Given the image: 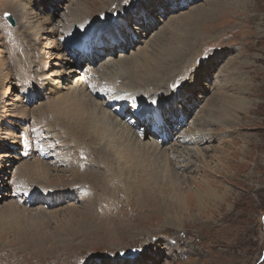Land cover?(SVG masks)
Segmentation results:
<instances>
[{
  "label": "rangeland",
  "instance_id": "1",
  "mask_svg": "<svg viewBox=\"0 0 264 264\" xmlns=\"http://www.w3.org/2000/svg\"><path fill=\"white\" fill-rule=\"evenodd\" d=\"M74 1L80 3V13L86 19L75 22L72 27L67 26L65 29L71 30L67 37L65 35L67 30L62 28L63 37L66 38L64 48L59 50L44 48V45L50 47L45 43L56 40V34L45 33L34 41L35 45L44 48L40 55L44 53L43 56H50L53 70L63 73L65 75L63 77L71 73L67 70L68 66L74 68V64H65L62 60L63 54H68L74 59L78 58L81 62L79 68L83 67L82 71L84 66H87V55L78 51L80 49L78 43L75 44V39L72 38L75 34L95 28L97 21L105 17L106 21L108 19L106 27L112 28L113 25V27L118 25L116 19H113L117 15H124L128 20L131 15H143L146 9H137V6L139 4L149 6L148 2L151 0L135 2L128 0V3L122 0L119 7L123 5L125 8L120 12L117 11L119 10L118 0ZM166 1L172 4L169 0ZM174 1V7H176L175 4H179L180 7L173 8L175 10L169 12L165 19L163 8L156 12L159 6L155 7L156 10H153L151 17L155 26L149 27L147 20L142 27L139 22H129V29L135 34L133 39L139 42L130 50L119 49L112 56L103 55L102 58L106 56L105 59L97 62L91 73L99 71L108 57L113 58L114 61L119 59L121 62L122 59L129 60L127 62L132 61L134 59L132 55L135 53L138 57V48L144 47L140 39L150 43L155 40L151 36L160 28L182 22L184 33H190V31L196 33L197 50L189 54L192 56L191 62L188 58L183 64L184 68L179 73V78L172 81V85H177L176 88L172 87V90L180 93V88L182 90L192 77L197 74L199 76L202 71L210 72L208 78L203 80L207 86L203 88L208 89V93L201 95L207 98L198 102L201 109L203 107V112L198 114L201 119L198 123H201L200 126L203 128H196V125L194 127L199 131L196 134L201 133L204 140L201 144L194 146L183 143L182 146H186V150L177 147L178 150L180 149L181 159L178 156L173 159L170 155V161L179 160L181 164V167L175 168L178 172L171 171L170 165L163 166L162 162H149L150 160L143 158V155L130 159L124 158L123 162L121 159L120 167L103 163L105 166L91 177L83 171L77 178L85 182L74 186H71L73 180L68 172L70 168L63 165H58L59 167L50 165L49 171L46 168L47 181L44 179L39 181V177H35L36 175L32 173L29 174L30 177L23 178L21 177L23 174L18 172L20 175L17 174L18 179L14 178L16 180L14 190L20 198V205L17 203L19 208L16 205H10L11 199L3 200L0 193V264H100V262L102 264L106 260L113 261L115 256L125 257L119 261V264H125L126 261L133 262L131 264L139 262L142 264H264V0ZM22 2L24 1L0 0V56H6L4 53L6 46L2 44L5 42L8 51L15 54L9 57L13 62H16V55L21 51L25 53L24 49L27 47L24 38L26 35L19 30L20 21L17 14L13 12L15 3ZM29 2L34 3L37 0ZM54 2L58 8L55 11L65 18L61 17L58 21L57 15L55 22H61L59 23L61 27L69 20L67 6L72 8L74 5H70L69 0H54ZM130 3L131 7L135 6V8L131 9ZM102 6L109 8L108 11L101 12L99 8ZM196 7L198 9H195ZM32 10L35 13L39 12L36 6ZM88 12L93 16L88 18ZM5 13L11 16L13 25L6 20ZM181 16H184L183 20L178 21ZM38 18L40 19V16ZM89 20L93 23L81 25V22L87 23ZM112 35L100 33L94 37L90 43L93 49L91 53L95 51V46L98 50L99 47L114 43L115 39H112L114 31ZM170 37L172 36L163 39L165 43L170 40ZM98 42L101 43L97 44ZM30 49L33 56L34 53L36 55L34 45H31ZM218 57L220 58L217 60ZM23 59L28 60L30 57L27 55ZM24 62L27 63V61ZM62 68H64L63 72ZM90 68L85 67L88 72ZM78 73V71L72 72L69 81L74 80V74ZM214 80L220 83L211 91L208 87H211L210 84ZM193 81L196 82L197 78ZM0 86L4 89L0 100L15 104L14 98V100L8 97L2 98L8 90L11 91L10 87L8 88L10 83L6 84L4 77L0 78ZM17 89L18 85L13 84L12 91L15 92ZM213 99L218 101L214 102ZM18 102L22 104V101ZM41 102L43 101L35 99L31 107H36ZM210 102L215 104L209 106ZM23 107L26 106L23 105ZM6 108L7 111L3 116L11 121L7 126L12 124L11 127L20 132V126L16 125L20 118L10 114V112L13 113V108L8 106ZM198 109L196 106V112ZM227 112L231 116H226L229 115ZM195 113L190 114L189 121H194ZM174 116L176 117L177 114ZM212 116H215V123H212ZM131 117L134 118L133 115ZM240 125L244 127L240 128ZM184 127L188 129L193 127V124L183 125L181 132L185 131ZM143 128L145 125L139 124L137 130L140 132ZM148 129L145 128L144 132ZM64 132L67 136L70 133L65 130ZM160 132V128H156L154 131L156 135L153 137L162 147L176 144L174 139L165 142L162 137H156L160 135ZM150 133H152L151 129ZM142 135L143 138H148V133ZM49 138L54 139L50 136ZM181 138L183 141L189 140L186 135ZM8 144L7 149L0 148V184L2 175H10L6 157L13 155L14 152L18 156L19 152V146H11L10 142ZM53 144L57 149L58 143ZM91 144L94 146L95 143ZM69 145L73 144L69 143ZM196 146L203 148L201 151L203 157L195 155ZM55 149L52 148L53 151ZM73 150L77 155L81 152L78 148ZM10 159L14 158L10 157ZM80 168L84 169L81 166ZM18 182L21 183L18 184ZM38 184L50 190L66 189L59 197V199L64 197L66 201L60 204L56 202L48 204L50 199H47V195L41 189H39L41 191L39 198L33 201V195L37 194L33 187ZM31 188L33 190H29ZM76 188L78 194L76 192L72 195L70 191ZM207 188H212L219 198L200 200L199 194L206 193ZM74 196L78 198L72 201ZM160 196L169 197L177 204L171 205L167 202L164 205L166 212L162 209L163 214L159 209L163 206L152 204L158 201ZM28 209H31L33 217H26L32 214L27 213ZM170 223L175 224L174 228L167 226ZM133 250L135 254L132 257Z\"/></svg>",
  "mask_w": 264,
  "mask_h": 264
},
{
  "label": "bare ground",
  "instance_id": "2",
  "mask_svg": "<svg viewBox=\"0 0 264 264\" xmlns=\"http://www.w3.org/2000/svg\"><path fill=\"white\" fill-rule=\"evenodd\" d=\"M22 1L24 2L18 4L15 3L13 12L17 14L20 21L19 30L26 35V37H24L27 45L26 49H24L25 53L22 51L20 53L18 52L19 54L16 55L17 60L16 62H13L9 57L15 56V54L12 52L10 53L7 44L2 42V44L6 46L7 51L5 50L4 52L6 53L5 57L4 55L0 56V78L4 77L6 79V84L10 83L8 88L10 87L11 89V91L8 90L2 98L8 97V99L11 100L15 99V104H8L6 100H0V142L5 144L2 145L1 143L0 148L4 147L7 149L9 147L8 142L11 143V146H19L18 156L14 152L13 155L15 156L9 155L6 157L8 160L6 163L9 166L10 171L8 172L10 175L7 176L4 174L1 177L0 193H2L3 200L7 201L11 199L10 205H16L17 208H19L18 205H20V198H18L14 190L16 187L14 186L16 181L14 178L18 179V172L23 174L21 176L23 178L30 177L29 174L32 173L36 175L35 177H39V181L43 179L47 181L45 172L46 168L49 171L50 165H53V167H56V165L69 167L70 170L68 172L72 175L71 180H73L71 181V186L85 182L79 181L77 178L83 171L88 177H91L94 176L96 172L99 173L97 170L105 166L103 163H110L120 167L119 162L121 159L123 162L124 158L130 159L138 157V155L139 157L143 155V158L150 160L149 162H162L163 166L166 164L167 166L170 165L171 171L178 172L175 168L176 166L181 167V164H179V160L174 162L170 161V155L173 159H176L177 156L181 159V153L179 156L180 149L178 150L177 147L186 150L187 147L182 146L183 143L192 144L194 146L201 144L202 140H204V136L200 135L201 133L196 134L199 131H197V129L195 130L194 127L195 125L196 128L202 127L200 126L201 123H198L201 120L198 114L203 112V107L201 109L198 102L207 98L205 95H201L208 93V89L203 88L207 87L203 80L208 78L210 72L202 71L199 73V76L197 74L192 77L190 82L187 83L188 86L185 84L182 90L180 88V93L172 90V81L179 78V73H181L182 68H184L183 64L188 58L189 62H191L190 59L192 56L189 54L197 50L198 38L196 37V33L193 31H190V33H184L182 31V22L170 26L164 25L165 27L160 28L151 36L152 38L154 37L155 40H150V43L149 41H145V39H140L141 42H143L144 47L138 48L137 53H139V56L137 57L134 53L132 55V58H134L132 61L127 62L129 60L123 61V59L122 62L120 59L114 61L113 58L108 57V60L101 66L99 71L96 70L94 73H91V71L97 62L105 59L104 57L106 56L102 58L103 55L112 56V54L116 53L119 49L130 50L137 42H139L134 41L133 35L135 34L133 31H130L128 25L129 22H139L140 27H142L144 21L147 20L149 27H151L154 25L151 21V17L153 16L152 12L156 6H159L160 8L157 10L155 9L156 12H159L163 8V16L165 19L168 17L169 12L180 7V5L175 4L176 7H174V0H169L173 5L166 0H148L149 6H144L142 4L137 6V9H146L143 15H131L129 16V20L125 18L124 15H117L113 19H116L115 21L118 25L116 27H113V25L112 28L106 27L108 19L106 21L105 17L104 19L97 21L95 28L87 29V31L80 34L77 33L78 35L75 34L72 38L75 39V44L78 43V48L81 49L82 47V50L87 46L86 44L89 43L91 39H94V37H97L100 33L113 36L112 32L114 31V37H112V39H115V42L109 46L99 47L98 50L95 49L97 47L95 46V51L87 56V66H84V71H82L83 67L79 68L81 62L78 58L74 59L68 54H63L62 60H64L66 65L74 64V68L68 66V72H79L78 74H74V80L69 81L72 75L71 73L69 76L63 77L65 76L63 73L61 74V72L59 73L57 70H53L51 57L43 56L44 53H42V56L40 54L43 52L44 48L46 50L49 48H56L57 50L62 47L64 48L66 38L63 37L64 32H62V28L65 29L67 26L72 27L75 25V22L77 23L86 19V17H83L82 13H80V3L69 0V4L74 5V7L71 8L67 6L69 10V20L65 23L62 22L64 24L60 27L59 23L61 24V22L58 21L63 16H60L59 12L55 11L58 8L54 0H46V2H44L45 0H42V2L37 0V2L34 3H30V0H28V2L27 0ZM121 1L122 0H118L117 3L119 9L117 11L119 12L125 8L123 5L119 7ZM131 1L135 2L136 0ZM28 3H30V5ZM34 6L38 7L39 12H33L32 8H34ZM129 7L131 9L135 8V6L131 7V3ZM99 9H101V12H107L109 8L102 6ZM195 9H198V7ZM57 15L58 21L55 22V20H57ZM88 15V18L93 16V14H89V12ZM38 16H40V19ZM79 17H81V19ZM183 18L184 16H181L178 21L183 20ZM91 21L92 20H89L87 23L81 22V25H90L93 23ZM134 28L136 29V27ZM65 30H67L65 34L67 37L70 35L71 30ZM45 33L56 34V40L46 42L45 44L50 47H45L44 45V48L41 47L42 50H40L41 48L35 45L34 41L38 40V38ZM146 34L148 33L146 32ZM118 36H120V38H118ZM169 36L172 37H170V40L165 43L163 39L168 38ZM151 37L149 39H151ZM31 41L33 43H31ZM101 42H98L97 44H100ZM31 45H34V50L38 52H36V55L34 53V56L33 53H31ZM90 46L91 45H89V47ZM80 49L78 50L79 52H81ZM27 55L30 59H23V57ZM219 58L220 57H218L217 60ZM24 61H27V63ZM59 64L60 62L58 63V67ZM85 67H91L89 69L90 72L86 71ZM63 69L64 68H62V72ZM107 70L109 71L107 72ZM218 72L220 73V69ZM195 78L199 81H193ZM219 83L220 81L217 82L214 80L210 84L211 87L208 88L212 91L217 88ZM13 84L18 85V89L15 92L12 91ZM177 91H179L178 88ZM3 93L4 89L0 86V95ZM196 93L201 97L196 95ZM35 99H40L43 102L36 107H31ZM19 100L20 103L22 101V104L26 107H23L22 104L20 105L18 102ZM215 101L216 100H214V102ZM141 103L143 105H141ZM212 104L213 102H210L209 106H212ZM5 106L13 108V113L10 112V114L20 118L16 123V125L20 126V132L13 129L11 127L12 124L11 126H7L11 121L9 118L6 119V116H3L4 112L7 111ZM196 106L197 109L199 108L197 112ZM131 108L136 109V111L131 110ZM193 113H195L194 117L196 119L194 118V121H189L188 117ZM227 113L229 115L226 116H231L229 112ZM132 114L135 115V118L130 117ZM175 114H177L176 117L174 116ZM125 115L130 116L125 118ZM214 117L212 116L211 118L212 123H215ZM147 119L152 120L154 125L158 129L160 128V135L156 137H162L165 142L174 139L176 140V144L170 145V148L162 147L157 142L156 138L153 137L156 134L151 129L152 125L150 123L145 126V128H149L147 132H139V130H137V125L141 124V120H143V124L141 125H146L145 123L148 121ZM167 122L171 124L169 125ZM187 123L193 124V127H189L188 129L184 127L185 131L181 132L180 130L182 126ZM241 125L239 127L243 128L244 126ZM150 129L154 134L150 133ZM64 130L70 132L68 136L65 134ZM192 130L196 132L192 133ZM144 133H148V138H143L142 134ZM177 134L179 137L176 136ZM182 134L186 135L189 140H181V137H183ZM49 136L54 137V139H48ZM54 142L58 143L57 149L54 147ZM92 142L95 143L94 146L91 144ZM69 143L73 145L70 146ZM89 143L91 144L89 145L90 147L87 146ZM52 148L55 149V151H53ZM73 148H78L81 152L77 155ZM205 148H207V146ZM195 149V155L197 154L198 156L203 157L201 152L203 148L200 149L197 147ZM183 153H187V151H183ZM10 157H13L14 159H10ZM17 163L20 164L17 165ZM79 165L84 169L82 170ZM13 167L14 169H12ZM150 171H152V169ZM94 178L97 179V177ZM19 183L21 182H18V184ZM41 187L42 186L39 184L36 187H33L34 191L37 192L36 195H33V201L39 198L38 196H40L39 193L41 192L39 189L47 195V199H50L48 204H51V202L60 204L61 202L66 201V199L64 200V197L59 199L60 195L62 193L64 194L66 189L60 188L50 190L46 187ZM33 188L29 190H33ZM207 189L206 193L199 194L200 200L202 199L206 201V199L211 200L212 198H219L212 188ZM70 192L72 195L76 192L78 194V189L76 188ZM43 197H45V195H43ZM74 197L75 198L71 197L73 198L72 201L78 198L77 196ZM80 197L82 198L83 196ZM160 197L161 198H159L158 201H155V203L152 204L159 207L163 206L162 208H159L161 212H163L162 209L166 212L164 205H166L167 202L171 205L177 204L175 200H172L169 197ZM91 202L94 203V201ZM10 205L8 204L9 208H11ZM204 206L207 205L204 204ZM26 211L27 213H32L31 209ZM39 211L41 212V209ZM32 215L33 213L24 216L33 217ZM20 218H22L21 215ZM167 226L174 228L175 224L170 223V225L168 224ZM133 256L134 255H132V257ZM117 258L120 257L115 256L113 261L106 260L103 261L102 264H119V261L125 257H121L120 259ZM126 259L136 260L135 258ZM131 263L133 262L126 261L125 264ZM138 264L142 263L139 262Z\"/></svg>",
  "mask_w": 264,
  "mask_h": 264
},
{
  "label": "water",
  "instance_id": "3",
  "mask_svg": "<svg viewBox=\"0 0 264 264\" xmlns=\"http://www.w3.org/2000/svg\"><path fill=\"white\" fill-rule=\"evenodd\" d=\"M6 20H7L10 24L13 25L14 22H13V19L11 18L10 15L6 16ZM134 254H135V252H132V253H131V256L134 255Z\"/></svg>",
  "mask_w": 264,
  "mask_h": 264
},
{
  "label": "snow or ice",
  "instance_id": "4",
  "mask_svg": "<svg viewBox=\"0 0 264 264\" xmlns=\"http://www.w3.org/2000/svg\"><path fill=\"white\" fill-rule=\"evenodd\" d=\"M124 3H128V0H124ZM8 15H9L8 13H5V16H8ZM172 87H173V88H176L177 85H176V84H173Z\"/></svg>",
  "mask_w": 264,
  "mask_h": 264
}]
</instances>
